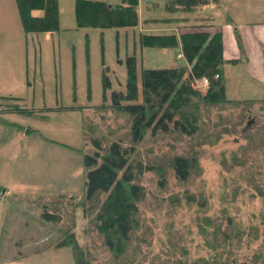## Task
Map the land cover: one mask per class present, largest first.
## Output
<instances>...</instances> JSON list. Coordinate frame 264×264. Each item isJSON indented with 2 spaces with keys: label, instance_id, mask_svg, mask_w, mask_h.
I'll list each match as a JSON object with an SVG mask.
<instances>
[{
  "label": "rangeland",
  "instance_id": "rangeland-1",
  "mask_svg": "<svg viewBox=\"0 0 264 264\" xmlns=\"http://www.w3.org/2000/svg\"><path fill=\"white\" fill-rule=\"evenodd\" d=\"M76 1L58 0L57 31L26 34L15 0H0V97L18 98L10 103L35 112L33 116L7 111L0 115L24 128L22 131L0 124V264H75L71 247H55L69 233L96 262L102 263L109 256L93 225L98 209L94 210L91 203H85L84 208L72 207L85 194L86 174L93 166L86 167L84 157L96 151L94 139L105 145L117 142L124 149L133 148L132 164L142 165L136 181L145 193L139 204L145 224L134 238L141 234L153 238L151 254L159 251L166 238H186L190 256L195 257L193 245L201 238L195 218L217 216L224 184H228L225 199L233 202L232 207L228 206L233 218L256 226L259 239L251 248L260 247L264 238V46L259 44L260 25L239 27L250 61L240 59L242 52L234 30L237 28L223 31L224 58L238 61L223 67L226 98L239 103L236 109H209L202 123L203 135L191 139L174 134L152 136L148 132L140 142L133 143L128 135L130 119L113 112L111 107L112 93L125 91L127 59L136 60L139 95L143 69L186 68L188 72L190 68L180 55L179 41L178 46L168 49L140 45V36L150 34L146 30L164 26L159 21L171 17L172 12L165 9L169 2L140 0L135 27L98 29L78 27ZM223 3L224 9L234 10L233 4L226 0ZM250 3L260 5L262 10L248 9L243 20L264 21V1ZM207 14L215 15L218 23L224 22L214 5L202 7L190 16L201 18ZM201 21L208 19L198 20ZM153 35L179 37L172 32ZM207 86L202 80L190 84L201 92ZM245 101H251V105ZM247 145H254L252 149L258 152H251L250 157L261 163L260 169L253 168V162L247 159L245 170L251 169L225 170L222 153H239ZM177 156L198 163L200 172L184 182L178 180L170 169ZM247 172L250 173L246 175ZM160 182H165L164 187L159 188ZM61 194L66 196L53 203L54 209L48 201ZM186 195L198 202L206 201L210 209L202 212L201 205L186 204ZM71 196L74 199L70 205ZM46 211L57 213L59 222L44 218ZM67 229L69 232L64 233ZM240 254L242 264L248 252L241 250Z\"/></svg>",
  "mask_w": 264,
  "mask_h": 264
},
{
  "label": "trees",
  "instance_id": "trees-1",
  "mask_svg": "<svg viewBox=\"0 0 264 264\" xmlns=\"http://www.w3.org/2000/svg\"><path fill=\"white\" fill-rule=\"evenodd\" d=\"M15 3L26 34L51 33L58 30V0H15ZM138 3V0H121L118 5H109L100 1L77 0L76 22L78 27L132 28L138 23ZM219 4L220 0H172L166 4L165 9L169 13L179 9L193 13L202 7ZM228 21L232 23L229 19ZM178 39L174 35H141L139 41L142 47L150 49L176 47L179 41L182 57L190 67L188 72L186 68L143 69L139 95L136 60L130 57L126 61L125 91L112 93V110L117 114H125L130 119L128 135L133 143L140 142L148 132L152 136L174 134L189 139L203 135L202 123L209 109H236L235 106L239 105L236 101L231 102L226 98L223 67L225 63L236 64L238 61L224 59L221 33L198 29L181 34ZM235 39L242 52L240 59L246 60L237 29ZM203 79L208 81L205 92L190 87L192 81ZM10 101L16 102L18 98L0 97V115L6 111L24 116L34 115V111ZM244 103L251 105V101ZM0 124L24 130L1 116ZM93 145L96 149L93 156L84 157V165L93 166L86 174L85 194L80 203L74 202L72 207L84 208L85 203H91L94 210L98 209L93 225L101 236V244L109 256L102 263L96 262L92 254L81 248L74 235L69 233L59 240L55 247H71L75 264H241V250L248 252V259L242 264H264V238L261 246L252 250V243L259 239V233L256 226L243 224L233 218L232 210L229 209L233 202L231 199H225L228 184L222 187L219 207L216 208L217 216L195 218L198 235L201 236L193 245L197 252L195 257L190 256L186 238H166L162 241L159 251L151 254L153 238H147L143 234L140 238H134L136 231L143 230L145 224V218L139 209L145 193L136 181V173L142 171V165L139 163L136 166L130 160L133 148L124 149L117 142L105 145L98 139L93 140ZM253 146L247 145L239 153H222L221 163L224 169H251L245 170L247 159L253 162L250 164L253 168L260 169L261 163L253 156L250 157L251 152L258 153L252 149ZM170 169L176 178L183 182L200 172L198 163L180 156L174 157ZM161 182L159 188L164 187L165 182ZM257 189L262 192L260 186ZM61 196L66 195L56 196L48 203L55 209L53 203ZM99 197L100 199H97ZM185 198L186 204L201 205L199 210L202 212L210 209L206 201L198 202L188 195ZM68 199V204L71 205L74 197ZM223 205H226V208ZM43 216L55 222L60 219L57 213L47 211ZM63 231L69 232L68 229Z\"/></svg>",
  "mask_w": 264,
  "mask_h": 264
},
{
  "label": "crops",
  "instance_id": "crops-1",
  "mask_svg": "<svg viewBox=\"0 0 264 264\" xmlns=\"http://www.w3.org/2000/svg\"><path fill=\"white\" fill-rule=\"evenodd\" d=\"M138 13L140 14V0H138ZM172 0H168V2H170ZM227 3L233 4L234 6V10H230L228 9H224V0H220V4L219 5H214V7H216V10H218L219 15L221 14L224 22H217V17L215 15H206L205 17H191L190 15H192L193 13H186L183 12L181 9L173 11L171 14V17L164 19V20H160L159 22H163L165 23V29H163L162 27H159L158 29H153V30H146L148 33H150L149 35H153L154 33H176L177 36H180L181 34L184 33H189L191 31H198V29H201V31H205V32H210V33H216L219 32L222 35V44L224 46V42H223V31H228V29H230V27L233 28H237V31L239 32V27L240 26H255V25H260L257 29H259L258 32V36H259V44L264 46V21H260L258 23H254V22H245L243 20V13L246 11H248V9L250 10V12H260L262 10V7L258 4H251V1H264V0H226ZM264 9V8H263ZM199 10V9H198ZM197 10V11H198ZM248 13V12H247ZM179 15V16H178ZM174 16V17H172ZM232 22L230 23L228 21V19ZM201 19H208V21L204 22L206 24H204L202 21L198 22V20ZM195 20V21H194ZM148 23H154L156 24V20H147ZM161 24V23H158ZM226 24V25H223ZM163 25V24H161ZM252 27H249L247 29H251ZM235 30V29H234ZM179 38V37H178ZM241 38V37H240ZM241 41L243 43V48H245V43L243 41V39L241 38ZM235 42V40H234ZM236 44V42H235ZM238 47V46H237ZM182 56V54H180ZM224 57V55H223ZM183 58V57H182ZM225 60H234V58H224ZM251 57L250 55H246V60L250 61ZM248 61V62H249Z\"/></svg>",
  "mask_w": 264,
  "mask_h": 264
},
{
  "label": "built area",
  "instance_id": "built-area-1",
  "mask_svg": "<svg viewBox=\"0 0 264 264\" xmlns=\"http://www.w3.org/2000/svg\"><path fill=\"white\" fill-rule=\"evenodd\" d=\"M204 82V85L207 86L208 85V81L206 79L202 80Z\"/></svg>",
  "mask_w": 264,
  "mask_h": 264
}]
</instances>
